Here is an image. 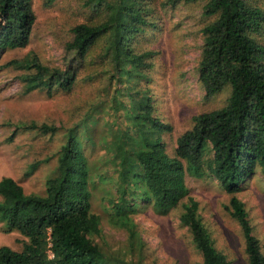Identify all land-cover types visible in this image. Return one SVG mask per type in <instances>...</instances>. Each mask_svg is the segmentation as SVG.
<instances>
[{"label":"trees","instance_id":"trees-1","mask_svg":"<svg viewBox=\"0 0 264 264\" xmlns=\"http://www.w3.org/2000/svg\"><path fill=\"white\" fill-rule=\"evenodd\" d=\"M182 1L166 0L162 6ZM203 46L198 64L199 80L208 97L226 87L231 93L225 106L193 118V126L177 139L175 156L164 139L170 123L154 115V100L146 80L155 51L137 52L134 37L153 24L145 0H86L95 11L107 12L99 23H79L72 29L64 69L42 64L37 57L8 62L27 70L26 91L39 88L73 90L103 39L99 53L107 66L106 95L113 109L122 106L127 128L111 129L110 168H94L85 151L93 134L88 126L99 119L103 103H95L87 118L69 128L59 151L58 165L48 177L43 193L27 192L11 176L0 179V223L6 232L24 236L21 250L0 246V264H110L111 257L95 240L102 232V217L93 210L95 178L112 179L117 199L111 211L128 232L126 257L119 264H142L144 240L133 220L140 208L152 206L162 215L181 208V224L202 256V264H233L215 245L211 232L190 195L186 175L211 177L233 194L231 215L245 240L248 264H264L260 240L253 232L245 204L236 194L258 173L264 177V44L257 36L264 30V9L250 0H205ZM33 0H0V58L7 50L27 47L36 23ZM125 101V102H124ZM118 123V120H115ZM54 134V124L32 122L17 128ZM40 162L31 166V175ZM138 259L134 260L133 256Z\"/></svg>","mask_w":264,"mask_h":264},{"label":"rangeland","instance_id":"rangeland-1","mask_svg":"<svg viewBox=\"0 0 264 264\" xmlns=\"http://www.w3.org/2000/svg\"><path fill=\"white\" fill-rule=\"evenodd\" d=\"M165 1L145 0L152 9L149 17L153 24L137 34L132 44L137 52L155 51L151 60L153 66L140 85L148 84L150 88L154 115L173 126V131L164 139L168 152L175 156L177 139L193 126V118L225 106L231 88L208 97L199 80L202 29L209 21L203 13L206 1L162 6ZM250 2L264 9V0ZM33 4L37 19L30 44L22 49L7 50L0 58V179L11 176L27 192L43 193L48 177L58 165L67 130L85 120L93 104L103 103V112L93 113L94 118L99 119L98 124L88 123L94 140L87 142L85 151L94 168L112 170L109 162L112 153L107 145L113 139L111 129H125L127 123L122 106L114 110L111 96L106 95L107 63L99 57L103 39L94 48L73 90L57 89L51 94L42 88L26 91L23 75L28 71L9 65L10 60L37 57L44 65L64 69L73 27L83 22L99 23L107 15L102 10L91 9L86 0H33ZM257 39L264 44V30ZM32 122L54 124L59 130L43 134L38 130L17 128ZM38 162L34 172L27 175ZM95 181L93 210L102 217V232L95 240L112 258L110 264H119L115 259L125 254L128 232L112 215L110 202L114 196L117 199L116 185L112 179L95 178ZM186 181L216 247L233 264H248L242 229L230 212L233 194L211 177L196 178L188 173ZM236 196L244 202L253 232L264 252V177L258 173ZM181 211L178 208L162 215L149 205L132 216L144 240L142 264H202V256L192 244L188 228L181 224ZM23 241L20 232H6L0 223V246L21 250ZM133 259L137 260V255Z\"/></svg>","mask_w":264,"mask_h":264}]
</instances>
